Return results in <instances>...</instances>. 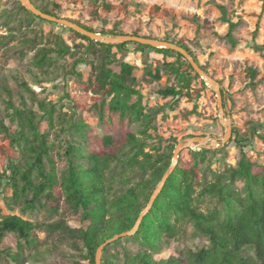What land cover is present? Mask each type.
<instances>
[{
	"label": "rangeland",
	"instance_id": "374dc122",
	"mask_svg": "<svg viewBox=\"0 0 264 264\" xmlns=\"http://www.w3.org/2000/svg\"><path fill=\"white\" fill-rule=\"evenodd\" d=\"M102 1L119 6L123 11L118 15L110 13L104 24H90L86 14L89 0H32L35 4L47 3L49 8L53 3L57 4L59 19L76 20L105 38L133 37L176 46L181 44L193 54L197 67L224 91V114L219 109V97L214 86L206 79L195 78L192 81L191 88L199 92L193 100L160 95L159 90L165 87L179 88L175 76L167 67L176 62V57L164 56L154 50L158 48L149 45L125 41L122 43H127L125 49H112L114 61L110 68L119 72L121 62L135 67V89L142 96L144 113L154 114L152 125L143 135V125L128 118L121 119L106 107L103 120H99L93 111L92 95L83 86L92 78L90 67H75L80 78L67 75L77 58L93 61L90 55L85 54L83 46L86 42L69 37L67 27L31 18L22 10L24 7L18 0H0V125L3 124L12 134L16 132V123L10 119L11 108L30 109L39 119L43 113L32 98L53 104L55 112L52 121H41L40 130L48 132V143L52 146L50 159L58 178L67 169L64 152L68 145L80 149L82 155L93 152L113 154L117 143L128 134L142 138L144 152L151 155H162L171 146L175 150L181 145L180 159L197 163L196 192H200L204 184L214 181L215 174L237 166L239 151L232 142L233 133L243 135L249 131L251 124L264 126V0H99ZM218 5L224 6L226 17L237 23L233 33L234 47L224 38L228 25L221 20ZM154 6L172 9L173 13L154 18L150 15ZM101 31L107 34L103 35ZM58 36L72 48L75 56L60 58L55 53H48L51 63L48 68L45 67L47 72L43 73L33 65V61L41 48H55ZM136 44L150 48L139 49ZM249 69L256 71L254 79L249 76ZM156 72H159V80L154 79ZM23 85L33 92L34 97L25 91ZM134 101L135 97L131 103ZM78 123L84 127H79ZM228 126L231 128L230 136L222 143ZM105 137L112 138L113 146L103 145ZM8 143L6 135L0 133V146L4 147V152L0 153V173L4 171L1 161L7 157L17 158ZM202 150L207 152L194 157L195 152ZM246 152L247 157L264 165V140L254 138ZM123 157L112 162L111 169L106 173L112 185V197L123 193L147 174V171L136 168L135 171H128L127 175H119L125 172ZM76 162L87 165L82 156L77 157ZM175 163L172 153L171 167ZM45 166L49 167L47 161ZM242 187L241 182L235 183L238 191H242ZM10 196L11 190L3 182L0 191L1 217L16 215L39 226L30 244L18 240L13 234L6 235L0 242V264H90L76 236L80 229L88 225L82 210H72L61 199L57 211L53 212L50 200L42 198L41 206L35 211L23 213L20 206L12 205L13 209L7 207L6 198ZM195 205L204 212L227 210L223 203L207 195L197 197ZM57 222L64 223L69 231L52 229L51 226ZM132 236L122 237L106 246L100 264L102 258L105 259L104 264H140L132 257L142 253L159 263L171 257H184L186 251L208 246L207 239L196 235L191 226L178 238L157 243L155 251L132 239ZM11 256H17L18 262Z\"/></svg>",
	"mask_w": 264,
	"mask_h": 264
},
{
	"label": "trees",
	"instance_id": "16d2710c",
	"mask_svg": "<svg viewBox=\"0 0 264 264\" xmlns=\"http://www.w3.org/2000/svg\"><path fill=\"white\" fill-rule=\"evenodd\" d=\"M32 2V0H29ZM245 1V0H241ZM34 7L51 17H59V6L40 2ZM221 13V20L228 25L225 40L232 47L236 45L233 33L237 23L226 17L224 6H217ZM31 18L43 22L39 17L32 15L22 8ZM123 11L119 6H114L99 0H89L86 14L89 23H106L110 13L118 15ZM173 13L172 9L154 6L150 15L154 18H163ZM74 25L85 31H94L76 20H69ZM69 37L79 38L86 42L83 46L85 54L90 55L93 61L77 58L72 65L68 76L80 78L75 72L78 65H88L92 78L84 82L86 92L92 95V107L99 120H103L105 107L119 118H128L144 126L141 132L146 134L152 125L154 114L144 113L142 96L135 89L136 79L133 72L135 67L121 62L119 72H114L110 66L113 64L114 55L112 49L121 51L127 43L110 45L95 42L90 38L79 34L73 29L67 30ZM103 35L107 34L101 31ZM139 49L150 48L136 44ZM181 45V44H177ZM183 48L196 63L193 54L184 46ZM164 56H175L176 62L168 65V69L178 83L179 88L165 87L159 90L163 97H178L179 99L193 100L198 96V90L191 88L195 78H199L193 67L185 60L184 56L170 49H154ZM48 53H55L58 57L75 56L72 48L68 46L62 37L58 36L55 48H41L33 61V65L41 72L46 73L45 67L50 66ZM183 60V62H180ZM45 68V69H44ZM194 73L192 76L191 74ZM249 76L254 79L256 71L249 69ZM159 72L154 75L159 80ZM23 88L34 97L26 85ZM135 101L131 103V99ZM221 106L224 111L225 93L220 90ZM43 115L37 119L36 114L27 108L13 109L10 115L11 121L16 123V132L10 133L3 125H0V133L5 134L9 140L8 146L16 153L17 158L7 157L1 161L4 171L0 173V191L3 182L11 190V196L6 198L7 207L20 206L23 213L35 211L41 206L40 200H50V208L56 212L61 199L74 211L82 210L84 221L88 225L80 229L76 236L81 241L85 259L90 264H95L97 249L115 235L130 232L136 225L138 218L163 176L171 167V158L174 146L162 155H151L144 152V140L133 134H128L115 146L113 154L89 153L82 155L77 147L68 145L64 155L67 158V169L62 177L58 178L54 171V163L50 159L52 150L48 143V132H41V121H52L55 106L32 98ZM99 101V103H98ZM79 127H84L78 123ZM232 142L238 148L239 160L236 167H228L223 172L214 175L212 183L204 184L200 192H196L197 163L196 161H182L180 155L178 162L165 180L160 192L154 200L149 211L141 219L136 232L131 237L148 245L155 251L156 244L168 242L178 238L188 226L193 232L208 241V246L196 251H186L184 257L169 258L166 261L154 262L145 253L137 254L132 258L140 264H264V165L247 157L246 149L251 146L254 138L264 140V126L251 124L245 134L234 132ZM105 147L113 146L110 137L103 138ZM226 147V146H225ZM224 147V148H225ZM127 150L125 151V149ZM4 147L0 146V153ZM206 150L195 152L193 155L202 156ZM83 157L87 165L76 162L77 157ZM123 157L125 172L147 171L145 177L127 188L117 196H111L112 185L106 178V173L111 169L114 161ZM45 161L49 167L46 168ZM243 184L242 191L235 188V183ZM212 197L226 207L225 212L216 209L202 211L195 205L197 197ZM1 213V210H0ZM38 224H33L16 215L1 217L0 214V242L8 234L15 235L18 240L25 243L34 241V233ZM52 229L69 231L62 222H57ZM106 249L103 250V254ZM11 259L18 262L17 256ZM102 264L105 259L102 258Z\"/></svg>",
	"mask_w": 264,
	"mask_h": 264
},
{
	"label": "water",
	"instance_id": "95a60500",
	"mask_svg": "<svg viewBox=\"0 0 264 264\" xmlns=\"http://www.w3.org/2000/svg\"><path fill=\"white\" fill-rule=\"evenodd\" d=\"M22 6L29 11L32 15L41 18L42 20H46L49 22H53V23H57L60 24L64 27H67L69 29H73L74 31L78 32L79 34L86 36L88 38H90L91 40H94L95 42H100V43H105V44H110V45H118V44H122L125 41H135L139 44L142 45H149L151 47L154 48H158V49H170L173 50L175 52H178L180 54H182L185 58V60L188 61V63L193 67V69L195 70V72L198 74L199 78L201 79H206L207 82L209 84H211L212 86H214L215 92L219 97V109L221 111V114H224V111L222 109L221 106V97H220V89L217 86V84H215L212 80H210L204 71H202L200 68L197 67L194 59L181 47L176 46L174 44L171 43H167V42H161V41H156V40H149V39H138V38H133V37H117L115 39H109V38H105L102 35H97L95 33H90L85 31L83 28L74 25L73 23H71L69 20H65V19H59L56 17H51L49 15H46L44 13H42L40 10L36 9L29 0H18ZM228 132L226 134V136L221 140L222 143H225L226 141H228V138L230 136V131L231 128L228 126L227 128ZM218 145V144H217ZM202 145H200L201 147ZM211 147H214L213 145H211ZM182 146L178 145L174 152H173V161L174 163L176 162V160L178 159L179 156V151L181 150ZM176 165V163L168 170V172L163 176L161 182L159 183V185L156 187L155 191L153 192V194L151 195L149 202L147 204L146 210L140 214L138 221L136 223V225L134 226V228L127 233H122L119 235L114 236L113 238L107 240L106 242H104L98 249L96 252V256H95V264H100V258H101V254L103 252V250L105 249L106 246H108L109 244L113 243L114 241L121 239L122 237H126V236H130L133 235L136 230L137 227L141 221V219L143 218V216L149 211V209L151 208L154 200L156 199L158 193L161 190V187L163 186L165 180L168 178L169 174L171 173V171L173 170V167Z\"/></svg>",
	"mask_w": 264,
	"mask_h": 264
}]
</instances>
